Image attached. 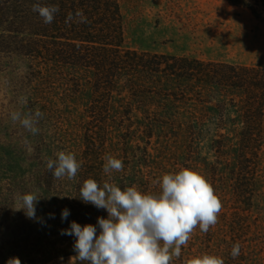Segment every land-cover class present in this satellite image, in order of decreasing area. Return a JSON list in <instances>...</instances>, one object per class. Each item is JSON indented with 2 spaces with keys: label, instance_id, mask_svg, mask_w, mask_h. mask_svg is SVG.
<instances>
[{
  "label": "rangeland",
  "instance_id": "rangeland-1",
  "mask_svg": "<svg viewBox=\"0 0 264 264\" xmlns=\"http://www.w3.org/2000/svg\"><path fill=\"white\" fill-rule=\"evenodd\" d=\"M122 11L126 47L264 65L261 11L255 14L228 0H122ZM22 68L25 64L18 58L0 52V264H7L10 257H19L21 264H70L76 255L74 241L61 234L68 221L56 219L53 204L60 202H50V193L45 194L51 176L45 162L56 151L80 155L85 148L83 122L92 90L86 86L63 98L65 89L60 87L49 96L36 97L28 91L34 82L23 80ZM21 97L27 98L26 105L19 104ZM16 109L43 113L37 135L11 122L9 114ZM183 124H159L151 132L138 124L113 130L108 153L124 164L123 171L112 174L114 182L122 189L134 184L142 192H153L159 190L156 181L166 172L182 166L198 170L221 199L222 211L207 233L194 231L172 264L203 253L218 255L227 264L236 242L245 264H264V147L253 170L256 175L243 179L235 140L220 146L210 137L191 139L179 135ZM214 124V118L208 120L209 127ZM31 190L44 197L36 205L40 222L11 208L16 193ZM72 264H78L75 258Z\"/></svg>",
  "mask_w": 264,
  "mask_h": 264
},
{
  "label": "trees",
  "instance_id": "trees-1",
  "mask_svg": "<svg viewBox=\"0 0 264 264\" xmlns=\"http://www.w3.org/2000/svg\"><path fill=\"white\" fill-rule=\"evenodd\" d=\"M228 1L264 13V0ZM34 2L0 0V52L25 64L21 76L34 82L28 91L36 97L60 87L63 98L86 86L92 90L83 122L85 148L76 155L81 164L77 177L56 180L51 173L45 185L50 202H60L53 204L56 219L65 206L70 210L64 229L73 220L96 225L98 217H107L106 210L70 197L79 196L87 178L101 184L108 179L103 156L116 128L138 124L151 132L155 125L178 122L184 123L179 135L191 139L210 137L220 146L235 140L239 174L243 179L256 175L264 147V65L126 47L122 0H39L58 8L50 24L32 11ZM244 256L242 250L235 258L230 254L227 264H245Z\"/></svg>",
  "mask_w": 264,
  "mask_h": 264
},
{
  "label": "clouds",
  "instance_id": "clouds-1",
  "mask_svg": "<svg viewBox=\"0 0 264 264\" xmlns=\"http://www.w3.org/2000/svg\"><path fill=\"white\" fill-rule=\"evenodd\" d=\"M32 11L38 13L45 24H50L58 8L35 0ZM76 16L86 19L82 11H77ZM19 104L26 105L27 98L21 97ZM42 117L39 109H16L9 114L13 124L33 136L40 131L38 125ZM28 150L30 152L31 148ZM103 160V173L108 179L101 184L94 178H87L79 188V196H69L108 213L106 218L98 217L96 225L82 226L73 220L69 228L61 230L62 235L75 237L73 250L76 255L70 264L73 258L78 264H172L174 258L181 257L182 246H187L197 228L207 233L217 224L222 201L198 170L182 166L175 172H166L156 181L158 191L142 192L134 184L122 189L112 182V174L124 169L121 159L108 153ZM45 163L56 180L75 181L81 168L75 153L67 150L56 151L54 158H48ZM41 198L44 197L38 190L16 193L11 208L23 210L27 218L40 222L36 205ZM69 215L70 210L64 208L61 219L67 220ZM50 218L54 216L50 214ZM240 250L239 242L233 244L232 257H237ZM7 264H21V260L10 257ZM183 264H224V260L218 255L203 253L184 259Z\"/></svg>",
  "mask_w": 264,
  "mask_h": 264
}]
</instances>
